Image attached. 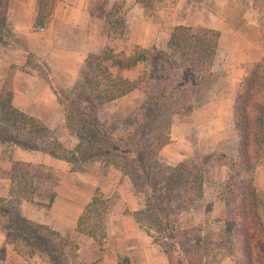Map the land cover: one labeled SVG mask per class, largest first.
Listing matches in <instances>:
<instances>
[{
	"label": "rangeland",
	"instance_id": "obj_1",
	"mask_svg": "<svg viewBox=\"0 0 264 264\" xmlns=\"http://www.w3.org/2000/svg\"><path fill=\"white\" fill-rule=\"evenodd\" d=\"M132 1V5H137L139 9L136 14L128 13ZM160 1L154 10L150 6L156 0L146 3H143L145 0L140 3L137 0L112 2L108 14L100 21V34L104 36L105 42L98 51L87 52L82 57L74 81L88 53L98 54L105 47L126 54L151 47L165 51L173 26L196 25L218 32L211 65L214 80L206 90L195 88L188 91L179 104L148 105L144 104L143 90L132 89L121 97L97 106L93 111L95 124L84 114L82 117L85 128L70 132L55 90L67 89L74 81L68 87H60L53 82L43 59L26 51L24 41L21 37L15 38L10 25L5 23V30L0 35V91L3 87L11 90L13 75L17 73L21 74L20 87L24 86L22 80L26 75L33 74L45 80L55 93L70 137L61 144L56 140L59 135L57 129L45 127L32 117L30 118L35 121L34 124H23L18 120L13 123L14 120L9 119L8 123L0 124V143L7 147H3V151L0 147V151L4 155L14 147L38 150L65 162V171L55 170L52 166L29 164L33 181H39L40 178L39 182L42 184H61L58 191L63 199L74 198L82 202L79 215L97 189L106 201L105 210L102 211V249L105 245L107 204L111 199H121L125 202L124 213L134 207V211L148 207L153 212L159 229L151 227V234L156 239L165 241L168 247L170 243L174 244L185 264H207L211 256L208 253L200 254L198 239L208 225L215 227L214 219L223 212L218 196L230 176L237 174L240 180L251 178L264 219V167L257 165L249 171L241 168L239 141L233 128L231 113L238 81L263 59L257 35L258 13L251 7L252 0ZM152 40L154 42L150 45ZM2 52L7 54L6 58L10 62L8 65L2 63ZM146 70L147 66L143 61L127 69L110 68L112 77L129 80ZM150 111L152 116L146 117ZM160 116L167 117L168 127L161 121L158 123ZM10 124L13 126L10 127ZM29 126L39 137L36 141L26 132ZM149 140L153 148L147 145ZM49 142L57 143L65 157L50 154ZM149 156L155 162L154 168L147 163ZM105 157L118 166L114 167L106 162ZM184 166L190 168L192 173L196 170L201 172L202 196L191 204H182L176 195L179 189L178 177ZM163 167L173 170L160 172ZM89 212L95 219L100 216L95 215L93 210ZM100 212L97 210L95 213ZM99 225V229L95 227L96 233L101 231ZM44 227L49 228L20 215L18 202L15 203L9 196L0 197V228L5 231V238L0 246V264L12 263L11 258L17 260L18 256L21 257L18 264H31L33 261L45 264H92L97 260L87 249H79L76 243L66 237L64 238L75 244L76 248L61 245ZM29 229L32 230L29 233L31 235H28ZM5 244L8 248H15L18 256L6 255L3 249Z\"/></svg>",
	"mask_w": 264,
	"mask_h": 264
},
{
	"label": "trees",
	"instance_id": "obj_2",
	"mask_svg": "<svg viewBox=\"0 0 264 264\" xmlns=\"http://www.w3.org/2000/svg\"><path fill=\"white\" fill-rule=\"evenodd\" d=\"M137 1L140 3L142 0ZM146 1L150 0H145L143 3ZM160 2L156 0V3L151 4L150 9L154 10ZM51 3L52 0H38L32 30L43 27ZM251 7L258 13L257 35L259 47L263 51V59L253 65L238 81L231 104L233 128L239 141V161L241 168L246 171L257 165L264 167V0H252ZM5 11L6 0H0V35L5 30ZM217 38L218 32L215 29L196 25H175L169 32L165 51L151 47L126 54L105 47L98 54L88 53L79 67L73 84L67 89L55 90L63 106L65 122L70 132L85 128L82 117L84 114H87L91 123L95 124L93 111L97 106L121 97L132 89H142L144 104L148 105L158 103L173 105L174 102L179 104L188 91L195 88L206 90L214 80L211 65L215 56ZM140 61L145 63L147 70L135 79L112 77L111 67L127 69ZM10 99L11 90L1 88L0 124L8 123L9 119L14 120L13 123L18 120L23 124L25 122L34 124L32 118L11 106ZM151 111L148 115L145 113L146 117L152 116ZM160 121L168 127L167 117L160 116L158 123ZM9 126L12 127L13 124ZM37 128L41 129V127ZM26 132L35 141L39 138L34 131H31L30 126L26 128ZM49 144L50 154L54 156L61 154L62 158L65 157L62 156L64 154L57 143L49 142ZM147 145L154 147L150 140L147 141ZM150 157L147 163L154 168L155 162H152ZM105 161L114 167L118 166L107 157ZM160 169H162L160 172L173 170L168 167ZM182 171L178 177L179 189L176 195L182 204H191L202 196L201 172L196 170L192 173L187 166H184ZM236 175L230 176L231 178L223 184L218 196V201L222 202L223 212L214 219V228L211 224L205 228L203 235L198 239L197 248L201 251V255L208 253L211 257L224 253L233 264H264V219L259 210L256 190L251 178L240 180ZM8 196L15 203L32 200L33 175L29 163L18 160L11 162ZM105 202L96 189L75 224V230L91 237L97 243L99 250L102 249L104 241L102 211L105 210ZM262 209L264 211V202ZM90 210L100 216L95 219L90 215ZM97 210L101 211L100 214L95 213ZM1 211L5 212L2 209ZM132 216L145 233L159 245L169 264H185L174 244L170 243L168 247L165 241L156 239L151 234V227L158 230L159 225L148 207L132 212ZM97 223L101 227L98 233L95 232V227L99 229ZM44 228L49 235L57 238L61 245L76 248L75 244L56 231ZM31 231L29 229L28 235H31L29 234ZM99 260L97 258L92 264H99ZM116 264L130 263L126 256H117Z\"/></svg>",
	"mask_w": 264,
	"mask_h": 264
},
{
	"label": "crops",
	"instance_id": "obj_3",
	"mask_svg": "<svg viewBox=\"0 0 264 264\" xmlns=\"http://www.w3.org/2000/svg\"><path fill=\"white\" fill-rule=\"evenodd\" d=\"M37 1L7 0L5 23L10 25L15 38L21 37L24 41L26 51L43 59L52 81L60 87H68L74 81L82 57L87 52L98 51L105 42L104 36L100 34V21L106 17L110 4L115 0H53L43 27L33 31L31 25L37 10ZM132 4L133 1L129 5L128 13L136 14L139 9L137 5ZM153 42L154 40L150 45ZM2 54V63L8 65L10 62L6 58L7 54L5 52ZM20 81V73L13 75L11 106L38 120L45 127L59 130L56 140L61 144L65 142L70 136L65 127L62 109L49 83L33 74L24 77L23 87L19 86ZM0 147L2 151L3 147L7 148L2 143ZM2 151H0V197L8 198V169L11 161L52 166L55 170L61 171L67 168L65 162L38 150L14 147L4 155ZM37 180L33 181L32 200L18 202V213L23 217L48 226L60 236L76 243L79 249H87L93 254V258L100 259L99 264H116L117 256H126L130 264H169L159 245L134 220L132 211L135 207L124 213L123 200L109 201L105 216V245L99 250L91 237L75 230L82 202L74 198L63 199L61 192L58 191L61 184L53 182L42 184L39 182L40 178ZM88 197L89 195L86 200ZM4 238L5 231L0 228V246ZM3 249L6 255L18 256L15 250L8 248L6 244ZM11 261L18 264L21 257L18 256L17 260L12 257ZM31 264L45 263L33 261ZM207 264L233 263L224 253H219L211 257Z\"/></svg>",
	"mask_w": 264,
	"mask_h": 264
}]
</instances>
